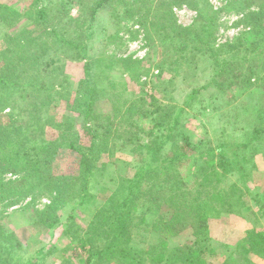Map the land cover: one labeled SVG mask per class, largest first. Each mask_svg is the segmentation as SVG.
<instances>
[{
  "label": "trees",
  "instance_id": "1",
  "mask_svg": "<svg viewBox=\"0 0 264 264\" xmlns=\"http://www.w3.org/2000/svg\"><path fill=\"white\" fill-rule=\"evenodd\" d=\"M112 1L49 0L45 4V0H33L32 7L25 10L0 3L2 19L6 15L12 18L9 24L15 21L22 23L26 18L20 31L13 29L6 34L10 43H5L0 50V113L8 110L0 116V195L17 194L24 196V199L32 190L42 186L52 193L56 192L54 202L37 211L38 220L48 226L64 225L61 215L57 213L58 197L67 191L75 195L76 189L70 187L74 177L52 173L50 155L53 158L57 152L53 144L50 146L46 142L45 145L41 141L30 143L28 140L30 132H36L41 137L39 129L42 130L43 112L49 110L55 95L67 88L66 83L57 82L59 73H54L53 80L48 69L51 68L53 72L59 68L53 67L56 64L54 59L43 61L36 45L39 40L43 41V36L49 35L57 48H68L76 52L74 59L86 60V78L81 79L77 87L78 95L82 98L76 97L72 108L86 118L84 126L91 133L90 143L82 144L75 129L76 117L65 116L57 123V128L60 127L64 133L73 132L74 138L66 142L80 159L81 172L76 178L83 179V186L77 195L80 200L70 215L72 222L75 209L80 206L87 208L92 199L91 179L94 170L105 164L104 156L109 153L107 158L118 161L117 148L107 151V147L114 144L110 126H106L105 133L99 134L89 125L95 120L94 115L96 117L95 102L106 94L115 95L112 89L117 88H114L112 81H108L110 86L107 87L98 82L99 74L92 70L99 58L87 54V46L82 40L86 38V31L82 32L85 21L95 19L99 9ZM203 1V11L199 7L201 0H158V4L161 18L168 23L173 37L182 39L178 47L180 59L187 58V47L191 43L196 50H210L214 63L212 78L193 89L181 106L159 103L146 108V112L153 117L150 133L157 131V135H148L146 139L135 135L128 138L137 155L135 168L112 181V192L105 203L98 206L88 226L74 230L73 263L78 259L74 264H147L149 259L152 260L151 264L153 260L157 262L155 264H160L165 258L169 262L173 257L162 253L166 249L168 254L167 239L188 228L193 231V239L185 246L176 247L173 256L184 264H206L205 250L215 253V247L210 243L209 219L238 212L244 204L242 189L237 182L219 186L222 178L234 169L240 168L245 174L243 170H246V166H241L243 163L246 165L254 160L252 167L260 168L263 164L258 166V154H263L264 162V4L258 12L246 15L249 30L235 40L216 47L212 42L215 13L208 11L209 1ZM260 1L264 3V0ZM77 2L80 13L77 16L68 14V4ZM178 2L181 5L196 3L192 6L200 11L199 31H196L197 26L183 27L177 23L173 6ZM25 39L27 43L23 45ZM102 60L107 61V58L103 57ZM129 63L136 64L130 60ZM85 83L90 85L87 86V93L82 95ZM212 84L219 88L216 94L221 91L224 95L227 88H235L242 94L232 101L234 107L241 106L240 115L246 124L240 142L226 137L214 139L208 135L194 140L183 129L182 119L199 97H203V100L206 98L201 108L207 109L212 105L216 94L210 92L209 97L203 95L208 90L213 91ZM220 99L217 95L216 101ZM68 101L70 103L69 98ZM213 108L218 110L217 104L213 103ZM127 111L133 112L132 107H128ZM26 114L29 117L27 123L17 126L15 117ZM249 152L252 154L248 155ZM187 160L196 166L191 176H184L180 169ZM8 172L16 178L7 179L5 174ZM166 206L170 209L166 210ZM142 224H145L144 230L158 233V241L139 249L130 244L131 231ZM247 236L246 243L240 244L244 252L264 257V230H252ZM54 247L52 245L49 251L42 247L33 255L26 256V245L17 236L3 234L0 229V264H44L42 259L53 254ZM218 264L239 263L226 259Z\"/></svg>",
  "mask_w": 264,
  "mask_h": 264
},
{
  "label": "rangeland",
  "instance_id": "2",
  "mask_svg": "<svg viewBox=\"0 0 264 264\" xmlns=\"http://www.w3.org/2000/svg\"><path fill=\"white\" fill-rule=\"evenodd\" d=\"M32 1L0 0V3L25 10L32 5ZM45 1V4L49 2V0ZM201 1L199 7L203 11L204 1ZM208 1V11L215 13L216 17L212 38L216 47L235 40L243 32L249 30L250 26L245 22L246 15L258 12L264 4H261L260 0ZM192 4L196 5L195 2L182 5L179 2L176 3L173 6L174 16L179 25L183 27L197 26L196 31H199L201 27L198 26L200 11ZM79 8V2L68 4L67 13L77 16L80 13ZM25 19L22 23L15 21L11 25L9 23L12 18H7L6 15V18L2 19L0 16V50L5 43H10V40L5 37L6 34L13 29V31H20ZM84 25L82 32L86 31V38L82 40L87 46V54L90 57L99 58L92 71L99 74L98 82L102 83L101 85L110 86L108 81H112L115 84L114 88H117V90L112 89L115 95L106 94L95 102L93 107L96 117L94 115L95 120L89 125H92L94 131L98 130L99 134L105 133L106 126H110L114 144L107 147V151L117 148L118 161L112 160V157L107 158L109 153L104 156L106 157L105 164L99 166L100 169L94 170L91 179L92 199L87 204V208L80 206L75 209L71 222L70 215L73 213V207L80 200L77 195L83 186V179L76 178L81 172L80 159L66 142L74 138L73 132L64 133L61 131L62 129H59L60 127L57 128V123H60L65 116L76 117L75 129L82 144L90 143L91 133L85 130L84 126L86 118L75 113L72 108L75 105V98H82L81 95H78L77 87L79 81L86 78V60L74 59L73 57L77 55L76 52L68 48H57L52 37L43 36V41L39 40L36 45L38 52L45 62L54 59L56 64L53 67L59 69L53 70V72L51 68L48 70H50L53 80H55L54 73H59L57 82L66 83L67 88L56 94L53 103L49 105V110L43 112L42 130L39 129V133H42L41 137L37 136L36 132H30L28 140L30 143L41 141L45 145L46 142L50 143V146L53 144L52 147L57 152L53 158L50 155V169L56 176L74 177V183L70 187L76 189L75 195L68 191L59 195L60 202L57 203V213L61 215L64 225L59 223L54 226H48L39 221L37 211L43 210L54 202L56 192L52 193L47 187L42 186L32 190L29 196L24 199V196L17 194H6L4 197L0 195V229L3 234L11 233L17 236L26 245V256L33 255L42 247L49 251L54 245V253L42 259L44 264H74L75 261L78 262V259H75L73 263L71 254L75 247L73 233L75 235L76 232L74 230L85 229L88 226L98 206L105 203L112 192L114 187L112 181L121 175L128 174L135 168L137 155L128 138L135 135L146 139L148 135H157L155 133L157 131L150 133L152 132L150 125H153V117L146 112V108L150 109L152 104L158 105L159 103L181 106L193 89L199 88L213 75L214 63L210 56L211 52L207 48L196 50L195 45L191 43L187 47V58L180 59L178 47L181 45L182 39L173 37L168 23L161 18L158 0H113L106 7L99 9L95 19H88ZM26 43L25 39L23 45ZM201 45L203 46V43ZM197 46L200 45L197 44ZM103 57H106L107 61L102 60ZM125 59L128 61H124ZM129 60L136 64L130 65ZM89 85V83H85L82 95L87 93ZM211 87L213 91L208 90L206 94L204 92V97L205 95L209 97L210 92L216 94L215 91L219 90L215 84H212ZM217 95L221 97L219 102L216 101ZM239 95H242L241 92L235 88H227L224 95L219 91L214 95L212 105L207 109L201 108L202 103H206V98L203 100V97H199L193 103V108H188L182 119L183 129L194 140H200L208 135L214 139L226 137L231 141L240 142L243 139L246 124L240 115L241 106L234 107L235 105L232 104V101L236 100ZM16 98L18 99V96ZM67 98L70 99V103L67 102ZM213 103L217 104L218 110H214ZM128 107H132L133 112L129 113ZM8 109L10 110V108ZM3 113H0V116ZM132 113L134 114L131 115ZM15 118L17 126H20L27 123L29 117L26 114L23 117L16 116ZM121 148L123 150H119ZM262 149L264 150V145ZM251 154L248 153V155ZM256 161L259 163L258 166L263 165L254 169L251 165L252 162H248L246 165L243 163L241 166H246V170H243L245 174L239 170L240 168L234 169L221 180L219 187L238 183V187L242 189L244 197L242 203L244 204L240 210H237L238 212L209 219L210 243L215 247V253L208 249L205 250L204 262L206 264H218L226 259L239 264H264V257L253 253L247 254L240 245L242 242L246 243L250 231L264 230L263 154H258ZM195 168V164L187 160L180 169L184 176H191ZM5 177L7 179L16 178L10 172L6 173ZM165 209L170 208L166 206ZM137 227L131 231L130 244L132 246L139 249L147 248L158 241V236H156L158 233L144 230L145 224H142L140 228ZM193 237L192 229L188 228L167 239L169 241L168 254H166V249L162 253L165 252L167 257L168 255L173 257V260L168 262V259L165 260V258L160 264H184L173 256L174 249L187 245ZM158 254L157 252V257ZM147 261V264L152 262L150 259ZM154 261L153 264L157 263Z\"/></svg>",
  "mask_w": 264,
  "mask_h": 264
}]
</instances>
